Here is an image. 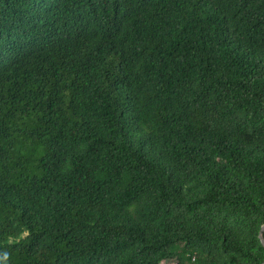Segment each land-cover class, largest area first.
Here are the masks:
<instances>
[{"label": "trees", "instance_id": "obj_1", "mask_svg": "<svg viewBox=\"0 0 264 264\" xmlns=\"http://www.w3.org/2000/svg\"><path fill=\"white\" fill-rule=\"evenodd\" d=\"M263 224L264 0H0V264H264Z\"/></svg>", "mask_w": 264, "mask_h": 264}, {"label": "water", "instance_id": "obj_2", "mask_svg": "<svg viewBox=\"0 0 264 264\" xmlns=\"http://www.w3.org/2000/svg\"><path fill=\"white\" fill-rule=\"evenodd\" d=\"M263 230H264V224L261 226V228H260V230H259V234H258V236H259V238H260V240H261V243H262V245L264 246V239H263V237H262V232H263Z\"/></svg>", "mask_w": 264, "mask_h": 264}]
</instances>
